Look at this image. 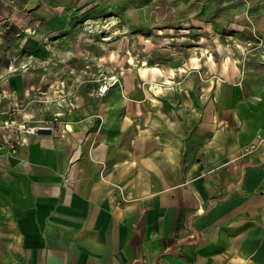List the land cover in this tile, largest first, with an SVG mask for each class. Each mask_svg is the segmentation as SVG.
<instances>
[{
	"label": "crops",
	"instance_id": "obj_1",
	"mask_svg": "<svg viewBox=\"0 0 264 264\" xmlns=\"http://www.w3.org/2000/svg\"><path fill=\"white\" fill-rule=\"evenodd\" d=\"M5 64L0 118L29 81ZM262 84L178 116L118 101L115 132L78 147L66 131L1 146L0 264H264Z\"/></svg>",
	"mask_w": 264,
	"mask_h": 264
},
{
	"label": "rangeland",
	"instance_id": "obj_2",
	"mask_svg": "<svg viewBox=\"0 0 264 264\" xmlns=\"http://www.w3.org/2000/svg\"><path fill=\"white\" fill-rule=\"evenodd\" d=\"M259 3L0 0V65L29 78L25 90L8 97L9 105L26 126L66 131L78 147L91 133L115 132L118 101L141 112L157 102L178 116L192 106L202 111L210 101L240 99L259 80L264 87ZM207 25L211 33L201 31ZM138 72H155L153 93ZM113 102L117 107L105 110L104 119L103 105ZM125 111L122 119L134 123L132 111Z\"/></svg>",
	"mask_w": 264,
	"mask_h": 264
},
{
	"label": "built area",
	"instance_id": "obj_3",
	"mask_svg": "<svg viewBox=\"0 0 264 264\" xmlns=\"http://www.w3.org/2000/svg\"><path fill=\"white\" fill-rule=\"evenodd\" d=\"M10 70V66L8 68ZM14 108H8L4 111L5 116L0 118V147L5 146L10 152L21 145H25L27 142V136L35 132L36 127L26 126L24 123V116H19V121L15 118ZM59 113H56L53 118H51L50 123L54 124L57 122V117ZM43 127V126H39ZM253 148L250 145L248 148L243 149L241 154L249 152Z\"/></svg>",
	"mask_w": 264,
	"mask_h": 264
},
{
	"label": "water",
	"instance_id": "obj_4",
	"mask_svg": "<svg viewBox=\"0 0 264 264\" xmlns=\"http://www.w3.org/2000/svg\"><path fill=\"white\" fill-rule=\"evenodd\" d=\"M51 130L48 127H37L35 134H50Z\"/></svg>",
	"mask_w": 264,
	"mask_h": 264
},
{
	"label": "bare ground",
	"instance_id": "obj_5",
	"mask_svg": "<svg viewBox=\"0 0 264 264\" xmlns=\"http://www.w3.org/2000/svg\"><path fill=\"white\" fill-rule=\"evenodd\" d=\"M205 28H207V29H205V30H208L209 32H212L210 26L207 25Z\"/></svg>",
	"mask_w": 264,
	"mask_h": 264
}]
</instances>
